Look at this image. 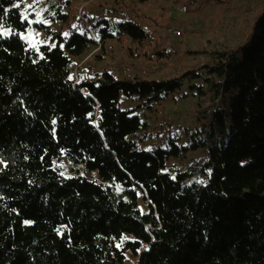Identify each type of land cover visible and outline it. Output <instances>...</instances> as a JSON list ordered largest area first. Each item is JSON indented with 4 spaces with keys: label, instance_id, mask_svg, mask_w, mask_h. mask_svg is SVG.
<instances>
[{
    "label": "trees",
    "instance_id": "1",
    "mask_svg": "<svg viewBox=\"0 0 264 264\" xmlns=\"http://www.w3.org/2000/svg\"><path fill=\"white\" fill-rule=\"evenodd\" d=\"M20 2L0 0V264H123L127 254L136 264H264V5L242 43L208 66L219 101L204 125L223 138L209 148L201 183L188 181L189 170H165L197 149L193 139L140 146L148 123L138 110L178 92L184 76L104 70L74 82L73 58L94 40L74 27L29 46ZM88 18L101 40L113 30L148 39L133 20ZM123 98L138 104L121 107ZM63 157L95 176L64 174Z\"/></svg>",
    "mask_w": 264,
    "mask_h": 264
},
{
    "label": "rangeland",
    "instance_id": "2",
    "mask_svg": "<svg viewBox=\"0 0 264 264\" xmlns=\"http://www.w3.org/2000/svg\"><path fill=\"white\" fill-rule=\"evenodd\" d=\"M81 3L80 0H21L22 18L30 27L20 32V37L37 48L44 43L53 44L52 37L57 33L68 36V31L77 27L76 13ZM263 5L264 0H94L83 6L92 22L106 18L112 26H117L120 21L133 20L146 30L148 39L145 43H133L116 30L112 31L113 37L104 40L97 35L99 46H91L82 56L73 58L71 78L74 82L93 80L104 70L117 79L166 80L183 75L178 92L151 110H138L148 123L140 146L150 150L158 145L166 146L170 136L179 145H187L193 139L199 144L197 149L185 156L169 158L165 170L171 175L189 170L192 173L189 182L205 183L210 171L204 166L209 148L223 138L215 123L204 125L205 117L219 101L211 85L216 77L208 66L218 63L220 53L242 43ZM181 6L186 9L181 10ZM57 12L67 16L62 15L61 19ZM34 23L47 28L32 27ZM155 48L164 51L163 57L153 53ZM137 104L136 99L123 98L120 105L136 107ZM56 164L64 174L80 172L95 176L64 157ZM141 207H144L142 202ZM136 261L135 256L127 254L123 264H136Z\"/></svg>",
    "mask_w": 264,
    "mask_h": 264
},
{
    "label": "built area",
    "instance_id": "3",
    "mask_svg": "<svg viewBox=\"0 0 264 264\" xmlns=\"http://www.w3.org/2000/svg\"><path fill=\"white\" fill-rule=\"evenodd\" d=\"M82 3L80 4V7L77 10L76 17H77V28L82 31L87 33L93 40H94V45L93 46H99L100 45V39L97 36V33L95 29L92 27L91 22L86 15L85 11L83 10V6L85 4H88L89 2H92L94 0H80ZM181 10H185V6L180 7ZM176 34H179L180 32L178 30H173ZM81 91L84 92V89L81 88Z\"/></svg>",
    "mask_w": 264,
    "mask_h": 264
}]
</instances>
